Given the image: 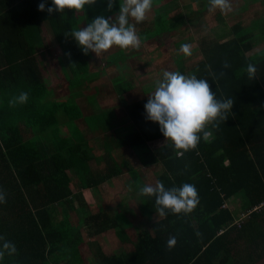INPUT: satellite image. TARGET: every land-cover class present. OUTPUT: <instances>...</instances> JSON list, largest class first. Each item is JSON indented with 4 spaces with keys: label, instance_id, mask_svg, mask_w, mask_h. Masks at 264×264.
<instances>
[{
    "label": "trees",
    "instance_id": "trees-1",
    "mask_svg": "<svg viewBox=\"0 0 264 264\" xmlns=\"http://www.w3.org/2000/svg\"><path fill=\"white\" fill-rule=\"evenodd\" d=\"M125 1L0 0V264H250L264 249V230L253 224L264 208V49L256 50L264 45V5L249 25H228L221 18L230 7L225 0H190L203 8L180 19L179 0H131L153 6L135 22L125 21L131 34L120 38H129L124 41L134 49H101L107 57L98 64L92 30L108 27L116 37L111 22ZM170 1L166 39L173 43L157 51L158 82L139 78L129 63L118 88L110 76L93 92L82 91L101 80L119 53L133 56L145 48L146 19L170 16L160 13ZM213 9L219 40L201 35L203 15ZM190 26L201 56L188 35L178 36ZM113 38V45L120 42ZM38 50L59 52L63 98L48 85ZM120 93L133 100L117 118L106 106L124 100ZM103 98L107 105L100 104ZM122 121L124 129L118 128ZM170 129H181L175 142ZM94 139L103 157L94 152ZM155 167V177L145 172ZM119 177L130 196H140L141 215L126 226L117 201L113 209L107 201L91 212L85 199L86 189L101 195L104 183ZM234 198L243 211L231 208ZM140 217L144 229L136 224ZM112 231L132 250L97 245L95 237ZM93 241L97 250L91 247L88 258Z\"/></svg>",
    "mask_w": 264,
    "mask_h": 264
},
{
    "label": "rangeland",
    "instance_id": "rangeland-1",
    "mask_svg": "<svg viewBox=\"0 0 264 264\" xmlns=\"http://www.w3.org/2000/svg\"><path fill=\"white\" fill-rule=\"evenodd\" d=\"M82 2H84V0H82ZM181 2L179 0L178 3H179V6L181 8L179 10H177V11H179L178 13L180 15L179 19L180 18H184L187 15V13H188V8L183 4V2L182 3ZM190 2H191L190 0L184 1V3H186L187 5ZM225 2L229 3L230 7H229V9L222 11L223 15H221V14H219V15L222 16L221 18H223L225 20L226 24H228V25H230L231 23H234V21H242L244 25H249L251 22H254L258 18L257 11L261 7V5H264V0H225ZM142 3L138 2L136 5L128 4L127 11L126 12L124 11V12H122L120 14V16H119L120 20H116L115 22L114 21L111 22V25L117 31L116 37H118V40L120 41L117 44H115V45L112 44V41H113L112 38L114 37V35H111L107 31L108 27H107L106 31L104 30V32H102L100 29L92 30V34L94 36L96 35V33L98 34L97 36H95L98 39V41H97V43H98L97 44V49H94L92 51V52H94V56H95L94 58L99 62L98 64H101L100 60H102V62H105L104 60L107 57L106 54H109V53L111 54L112 52L117 51L118 50L117 49L118 45H122V49L124 48V46H127V48H124V50L126 52H129L131 49H134V45H135L134 42H128V41L126 42V41H124L126 39H129V38H126L125 35L122 38H120V37L123 34H125V33L131 34L130 33L131 29H130V27L129 28L126 27V24H125L126 22L125 21L129 20L128 18H129L130 15H131V17H133L132 10L134 9V7L135 8L140 7L142 5ZM257 5H258V7L256 9ZM244 7L246 8L245 10H243ZM192 8H195L196 10L203 8L202 2L198 1L197 3H195L193 5ZM261 11H262V9H261ZM170 14H171V12H170ZM214 14H215V9H213L211 11H208L205 15H203V18H205V24H207V26L205 27L206 31L203 32L201 35H203V36L210 35V37H211V35L213 36V33L211 31V27L215 26V22L213 20ZM182 15H183V17H182ZM164 17H165V19L161 20L160 25L158 27H160L161 29L167 28L169 30V27H171V24H172V17L173 16L171 14L170 16H164ZM121 21L124 22V23H122ZM176 23H177V25H179V22H176ZM110 28L111 27H109V29ZM191 28L192 27L190 26L189 29H191ZM126 29H128V30H126ZM189 29H187L186 31H182L181 33L178 34V36L188 35V33L190 31ZM83 32H84V37L87 38V41L90 42V43H93L91 38L94 37V36H92L91 33L88 30H86V29L83 30ZM159 32H157L158 35H159ZM166 32H168V31L167 30L161 31V34H163V37H165V39H164L165 42H167L166 41V37H167V33ZM257 32H259V31L257 30ZM194 34L191 35V37L196 38V36ZM116 37H114L113 39H115ZM138 37H140V36L139 35H133V38H136L138 41H140V39L141 40L143 39V37H140V38H138ZM191 37L189 39V41L190 40L192 41V44H191L190 48H193V46L198 45V42H196V40H194ZM224 38H227V37H224ZM176 39H178V38H176ZM143 41H144V44H147V50L149 51V54H150L149 58H151L152 60L156 59V55L158 54L160 49H163L164 46L166 45V44H161V43L159 44V43H157L155 41H152L150 39H147V38H145V40H143ZM221 41H222V39H221ZM151 43H154L153 45H155V46H153V48H150V44ZM101 49H102L103 53H104V50H105L106 54H102ZM262 49H264V45L261 46V44H260L258 46V49H256V50H262ZM58 53L54 51L52 53V55H49V54L46 53V51L38 50L37 59H39L40 66L43 69V72H44V75L46 77L48 85L49 86L52 85V86L56 87V89H54L56 96L59 95L60 98H63V96L67 92L63 90L66 87V83L64 81V78L62 77V74H60V72H61V71H59L60 67L58 66L57 61H56V56H57ZM146 54H147V52H146V50L144 48L142 50H140V51H137V53L133 54V56L130 53H128V54L126 53L125 55H121L119 53V55H117L116 58H114V60L116 62H108L109 65L106 67L105 70H103L104 72L102 71V74L104 76H102V78H100L101 80H99L97 82H94L92 84L87 83V84L83 85L81 90L83 91L84 89H90V87H92L91 88V91H92L94 85L99 84V83H104L105 81L107 83L110 82V76H112L113 78H115L117 80L115 82V84H117V88H118L120 85H122V81L125 80V79H123L125 74L129 73L128 68L131 67L130 64L133 65V67L131 68L132 72L135 75H138L139 78L150 77V78H148L150 80V82H152L150 84H153V82L157 83L158 82V77H159V74H160L159 73L160 70H156V67H155L154 63H151V62L148 61V58L145 57ZM199 54H200V52L197 53V55H199ZM173 55H174V53H173ZM136 59H137V62H136ZM143 61L146 62V63H144ZM134 64H135V66H134ZM101 66L105 67L106 64L105 65L103 64ZM161 69H163L165 72H167V68L166 69L161 68ZM154 86L157 87V85H154ZM60 88L64 91L65 94L64 93H62V94L60 93V91H61ZM121 96H122V93L117 94L118 100H119V98ZM122 97L124 98V100H122V101L119 100L118 103H116V104L113 103L109 107L106 106L107 108H109V110L111 109L113 111L112 113H114V115L117 118L124 117V115L126 114L123 111L125 103H128V102L133 100V95L131 93H128V94H126L125 96H122ZM116 101H117V99H116ZM125 101H127V102H125ZM95 102H98V101H95ZM99 102H100L101 105H104V104L107 105V100H105L104 98L101 99V101L99 100ZM117 123H119V122H117ZM113 125L114 124L112 122V127H113ZM119 127L124 129L125 128V123H123V121H122L120 123V125H118V128ZM169 128H171V126ZM168 132H169L168 133V139L170 141H172V142H175L178 139L179 135H180L181 129H179L178 131L176 130L177 134H174L172 129H170ZM96 139H98V137H96ZM96 139H94L93 141L90 140V144L94 148V152L97 153L96 155L103 157L105 152L102 149L101 141H98ZM117 155H120V154L117 153ZM145 172H150V175L152 174L153 177H155L156 173L159 172V170H158V168L155 167V168H152V169L150 168V170L145 171ZM145 175L147 176V174H145ZM123 181H124V178L119 177V178H117L115 180L116 183H114L112 185H109V184L105 185L103 196L101 197L100 195H97L94 192V194H95V195H93L94 198L88 197V200H92L91 202H88V203H89V206L92 205V209H90V211L91 212H95L97 210L98 211L99 210H103L102 206L99 204L100 199L103 200V197L105 199V202H107V201L110 202V206L109 207H111L112 209L114 207L115 201L118 202V200H121L122 198H124V199H122L123 201H129V202L125 203L126 205L122 204L124 206L123 212L125 213L126 218L129 220V221H126V223H125V226H126L130 221H133L131 223H134V220L138 216L141 215V210H140V202H139L140 199H138L137 197L136 198L135 197L134 198H129L128 197L127 192L125 191V188H124V186L126 187V185L121 184V182H123ZM75 192H76V190H75ZM116 196H117V198H116ZM98 200H99V202H98ZM81 214L83 215V213H81ZM144 221H145V219L143 217H140L139 221L136 223L137 226H140L141 229H144V224H145ZM85 227H86L88 232L93 234L92 231L88 230V227L86 225H85ZM106 237H110L109 240L111 242H113L112 244H110V247H109L111 249V252L118 251L119 248H120L119 247L120 245H119V242L117 243V235L114 234V231H112L111 234H104V233L100 234L97 237H95L94 240L96 241L97 245H101L103 247L104 246V242L107 239ZM90 246L93 247L94 253H96L97 249L94 246V241L87 245V247H90ZM87 253H88V251H87Z\"/></svg>",
    "mask_w": 264,
    "mask_h": 264
},
{
    "label": "crops",
    "instance_id": "crops-1",
    "mask_svg": "<svg viewBox=\"0 0 264 264\" xmlns=\"http://www.w3.org/2000/svg\"><path fill=\"white\" fill-rule=\"evenodd\" d=\"M129 1V2H128ZM126 0L125 1V3L127 4V6H126V8H125V10H123L122 12H126L127 11V9H128V4H133V5H136L138 2H134V1H131V0ZM142 3V2H141ZM191 4V5H190ZM195 3H192V2H190L186 7H188L189 9H188V12H190L191 10H192V12H194L195 11V8H192L193 7V5H194ZM169 5H171V1L170 2H166L165 3V5L163 6V7H160V13H161V15H165V14H170V12H171V10L169 9V11H167L166 9H167V7H169ZM139 6V5H138ZM148 6V8H150V6H151V8H153V6L151 5V3H150V1H148V2H143L142 3V5L140 6V7H138V8H135L134 7V9L132 10V12H133V17H131V15L129 16L130 18H132V19H134V22L136 21V19H137V17H138V15H143V16H146V11H144V9L146 8ZM199 9H197V11H198ZM121 12V13H122ZM130 13V12H129ZM145 14V15H144ZM129 15V14H128ZM223 15V14H222ZM152 17H153V15H152ZM118 20H120L119 19V17H118ZM214 20V22H215V26H213V27H211V31H212V33H213V36L211 35V37H212V39H216V37H217V39H218V36H217V32H218V22H217V20H218V18H216L215 17V19H213ZM159 23V24H158ZM158 24V25H157ZM160 25V22H158V21H153V18H147L146 19V23H145V32H147L146 34V38L147 39H150V40H152V41H155V42H157V43H161V44H166V45H170V44H172L173 43V40L171 39V40H169V42H164V39H165V37H163V34H161V31H163V30H165L164 28L163 29H161L160 27H158ZM193 25V28H194V30H196L197 28H198V26H199V24L198 23H196V24H192ZM193 28H191V29H189L190 31H189V33H191L192 34V31H193ZM131 29V28H130ZM85 30V29H84ZM86 30H88V29H86ZM128 30V29H127ZM167 31H169L168 29H166ZM160 31V32H159ZM157 32H159V35L157 34ZM168 34V33H167ZM187 37H190V35H188ZM175 38H177L176 36L173 38V39H175ZM219 40V39H218ZM166 41H168L167 39H166ZM154 43H151L150 44V48H153V46H155V45H153ZM145 45V50H146V52H147V54L145 55V57L146 58H148V61L149 62H151V63H154V65H156V63L159 61V60H157V59H155V60H152L151 58H149L150 57V54H149V51L147 50V44H144ZM195 46H197V45H195ZM200 51L198 50V46H197V50H196V54L195 55H197V53H199ZM199 55H201V53L199 54ZM153 61V62H152ZM155 61V62H154ZM144 62V61H143ZM144 63H146V62H144ZM112 185V184H110L109 183V181H107V182H105L104 183V188H105V185ZM121 184H123V183H121ZM124 188H125V191L127 192V195H128V197L129 198H138V199H140L137 195H135V196H130V191H127L130 187L129 186H124ZM93 195H95L94 194V191H92V189H86V191H85V199L88 201V202H91L92 200H88V197H90V198H94L93 197ZM125 195V194H124ZM101 197L103 196V194H101L100 195ZM116 198H117V196H116ZM122 199H124V198H122ZM118 200V203L119 204H121V206L124 208V206L122 205V204H124V205H126L125 203H127V202H129V201H123V200ZM98 202H99V200H98ZM242 203V201H241V199H237V198H234V199H232L231 201H230V205H231V208H233V209H239L240 211H243V209H241L240 208V204ZM99 204L100 205H104V204H106V202H105V199H104V197H103V200L102 199H100V202H99ZM259 212H260V214H259V216L256 218V220H255V222H253V224H254V229H256V226H257V229H258V227H262V229L264 230V208L263 209H261V210H259ZM69 216H71V213H70V215ZM136 220V219H135ZM134 220V221H135ZM137 221V220H136ZM131 222H133V221H131ZM83 223H85L84 221H83ZM85 225V224H84ZM139 227V226H138ZM144 227H145V225H144ZM256 229V230H257ZM106 234H111V232H109V233H106ZM113 234V233H112ZM257 235H258V232H257ZM108 238H110V237H108ZM119 242V250L123 247L124 249H126V251L128 250V251H130V250H132V248L131 247H127L126 248V246H124V244H120V241L118 240V238H117V243ZM113 242H111L109 239H107L105 242H104V246H103V249H104V251H107L108 249H109V247H110V244H112ZM242 245H244V244H242ZM245 246V245H244ZM90 248H91V246L90 247H88V249H87V251H88V258H89V256H91L92 255V252H91V250H93L92 248H91V250H90ZM264 250V249H263ZM262 250V252L259 254H257V255H255L254 256V258L253 259H251V262H250V264H264V251ZM94 251V250H93ZM247 253V252H246Z\"/></svg>",
    "mask_w": 264,
    "mask_h": 264
},
{
    "label": "built area",
    "instance_id": "built-area-1",
    "mask_svg": "<svg viewBox=\"0 0 264 264\" xmlns=\"http://www.w3.org/2000/svg\"><path fill=\"white\" fill-rule=\"evenodd\" d=\"M245 214H247V213H245Z\"/></svg>",
    "mask_w": 264,
    "mask_h": 264
}]
</instances>
